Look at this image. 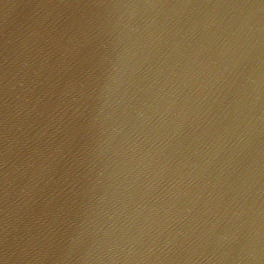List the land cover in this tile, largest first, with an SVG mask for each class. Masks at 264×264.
<instances>
[{"label":"water","instance_id":"water-1","mask_svg":"<svg viewBox=\"0 0 264 264\" xmlns=\"http://www.w3.org/2000/svg\"><path fill=\"white\" fill-rule=\"evenodd\" d=\"M0 264H264V0H0Z\"/></svg>","mask_w":264,"mask_h":264}]
</instances>
